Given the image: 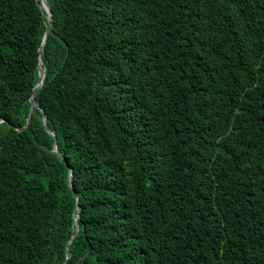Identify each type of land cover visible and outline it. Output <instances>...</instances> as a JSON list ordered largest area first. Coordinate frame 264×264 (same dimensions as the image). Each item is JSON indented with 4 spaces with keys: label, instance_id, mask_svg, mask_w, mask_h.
I'll use <instances>...</instances> for the list:
<instances>
[{
    "label": "trees",
    "instance_id": "trees-1",
    "mask_svg": "<svg viewBox=\"0 0 264 264\" xmlns=\"http://www.w3.org/2000/svg\"><path fill=\"white\" fill-rule=\"evenodd\" d=\"M47 1L46 129L0 0V264H264V0Z\"/></svg>",
    "mask_w": 264,
    "mask_h": 264
},
{
    "label": "water",
    "instance_id": "water-1",
    "mask_svg": "<svg viewBox=\"0 0 264 264\" xmlns=\"http://www.w3.org/2000/svg\"><path fill=\"white\" fill-rule=\"evenodd\" d=\"M38 4H39L40 8H41L43 11L46 12V15H47V16L45 15V17L47 18V21H48V23H49V30H48V32L46 33V35H45V37H44V40H43V43H42V45H41V48H40V50H39V53H40V55H39V61H40V65H39V81H38L37 85L35 86V88H34V90H33V94H32V96H31V98H30V103H31V105H32L31 111H33V109H34L35 107H37L38 109H41V108H40L39 106H37L36 103H35V95H36L37 91L40 89V87L42 86L43 79H44V76H45V74H44V73H45V72H44V71H45V70H44V63H43L44 47H45V44H46V42H47V40H48V38H49V36H50V34H51V32H52V28H53L52 11H51V8H50V6H49V4H48V1H47V0H42V3L38 2ZM41 111H42V115H43V123H44V125L46 126V124H47V117H46V115H45L44 110L41 109ZM31 115H32V112H31V114H30L29 117H28L27 126H28V125L30 124V122H31ZM46 129H47V126H46ZM52 135H53V136L55 137V139H56V135H55V133H52ZM56 140H57V139H56ZM54 152H55L58 156H60L57 145L55 146V150H54ZM71 177H72V175H71ZM78 216H79V212L77 213V216H76V219H75V224L77 223V218H78ZM77 232H79V227H77Z\"/></svg>",
    "mask_w": 264,
    "mask_h": 264
}]
</instances>
